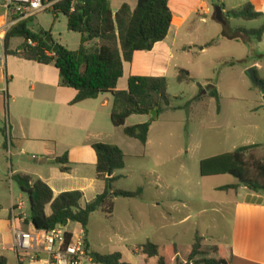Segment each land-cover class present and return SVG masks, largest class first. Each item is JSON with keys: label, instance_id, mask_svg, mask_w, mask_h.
Wrapping results in <instances>:
<instances>
[{"label": "crops", "instance_id": "0c3cea01", "mask_svg": "<svg viewBox=\"0 0 264 264\" xmlns=\"http://www.w3.org/2000/svg\"><path fill=\"white\" fill-rule=\"evenodd\" d=\"M167 2L172 20L166 38L155 44L150 51L133 54L131 62L124 64L123 75L117 82V90H127V81L130 77H162L167 82L169 77L177 80L179 71L184 70L189 73L191 80L195 79L197 76L191 72L189 66L196 62V58L208 52L209 55L217 53V49L225 42L240 43L243 48L238 58L242 61L243 68H253L258 78L264 81V38L260 42L247 36H243L240 40H227L221 37L222 30L219 28L215 31L217 32L215 38L205 39L203 46L199 48V53L195 54L192 48L196 44L192 42L195 41L194 38L199 30L198 25L200 23L208 25L210 17L215 21L214 1L167 0ZM217 2V5L222 7L224 19L229 25L231 18L226 17L227 12L240 10L246 0H239L235 6L229 5L226 0H217ZM248 2L253 10L261 13L262 16L251 21L241 19L247 25L255 27L243 26L232 29H255L264 24V0H248ZM109 3L112 13L115 14L123 4H127L133 10L137 0H109ZM2 14L1 11L0 31L5 20ZM59 16L63 15H57L56 20ZM210 28L213 29L212 26ZM0 36V45L4 52L5 34L1 33ZM215 39L217 40L214 45L207 46ZM21 41L23 42L22 39ZM62 46L67 48L66 45ZM16 59L24 63L19 70L8 69L7 60L3 57L0 64V94H3L5 101L9 100L12 103V106L9 103L8 118L5 119V136L3 129L0 135V257L6 259V264H43L41 260L46 259L45 254L42 253L38 255V261H32L28 257L20 258L13 247L12 223L24 232L37 231L31 223H28L30 216L28 199L12 181V176L20 173L31 176L34 180H40L51 189L54 197L61 193L77 191L82 194L83 203L90 202L104 190V183L96 179V156L92 149V145L96 143L115 145L124 154L125 167L117 172L123 178L114 183L116 190L135 191L125 187V182L137 179L141 172L137 173V169L130 167L129 158L148 160L150 165L148 172L156 175L157 178L154 182L146 183V186L154 192L150 201L145 198L147 190L145 187L142 189V196L138 199L115 200L110 218V231L105 227L90 231V221L85 231L78 223L66 224L65 229L69 233L74 236L78 234L84 236L88 253L100 255L120 253L121 262L126 264H157V259L143 255L138 249L139 246L146 242L160 247L177 246L176 236L182 231L181 226H186L188 228L185 235L190 239L186 247L192 246L195 236L199 235L204 237L207 243L210 242L211 248L220 246L223 257L230 264H264V193H254L245 187L220 190L222 187L237 183L233 177H226L228 175L209 177V180L206 178L211 183L209 191L205 196H200L196 219L193 223H189L190 216L180 217L182 202L180 177L174 176L171 181H167L160 174V169L167 164L176 170V163L174 153L169 152L166 155V148L159 141L160 138L151 137L159 120L151 124L147 142L142 145L139 141L125 136L123 128L111 124L110 113L113 102L111 94H100L95 99L70 105L76 92L60 86L58 71L55 67V72L52 70L53 64L39 65L17 57ZM3 61H5L4 65ZM213 64L210 62L207 66L213 67ZM27 91L34 96H28ZM215 91L219 96V89ZM202 95L191 101L190 109L202 104L204 98ZM171 111L176 110H165V112ZM31 112L34 118L40 119L39 123L31 121ZM149 121L148 116L136 113L126 119L125 126ZM243 128L248 131L240 137L243 141L233 143L229 153L240 147L258 145L260 147L254 152L264 159V126L246 125ZM5 156L14 159V164L10 163L7 168L4 163ZM65 156L67 160L64 159L61 164L55 163L56 159H63ZM60 168H66L67 171L63 172ZM180 168L181 165H178V171ZM13 183L16 186H13ZM139 186L137 185V188H140ZM19 202L25 205L22 211L15 208ZM120 208H124V211H120ZM150 208L158 211L148 210ZM207 208L225 222L226 229L225 232L221 231V236L217 223L220 220L214 222L212 220L214 217L207 218L205 215ZM45 213L50 215L49 206L45 208ZM212 223H216L218 228L211 225ZM214 229L217 232L212 235L209 231ZM37 235L40 236V233L38 232ZM215 235L219 236L217 240ZM211 236H215V241ZM80 264L93 263L83 260ZM172 264H186V262L178 252Z\"/></svg>", "mask_w": 264, "mask_h": 264}, {"label": "trees", "instance_id": "16d2710c", "mask_svg": "<svg viewBox=\"0 0 264 264\" xmlns=\"http://www.w3.org/2000/svg\"><path fill=\"white\" fill-rule=\"evenodd\" d=\"M50 1V0H47ZM54 22L57 15L67 20V30L80 35L77 50L71 51L58 44L54 52V44L45 40L51 30L43 31L44 35L35 32L28 25L33 17L11 26L3 39L4 54L13 55L24 61H32L39 65L53 64L58 71L60 86L76 92L70 105L84 100L95 99L100 94L112 95L110 121L114 127L123 128L125 136L147 142L149 128L165 110L180 109L172 107L173 98L167 92V82L162 77H130L127 90H117V82L123 75L124 64L131 62L136 52L150 51L155 44L162 42L169 31L172 14L167 0H137L136 7L131 10L123 4L113 14L109 0H60L53 5ZM262 14L255 12L246 0L240 10L229 11L226 17L255 20ZM221 36L227 40H240L243 36L254 38L260 42L264 38V24L255 29H230L225 27ZM22 39V44L15 52L8 50L11 39ZM211 41L207 46H212ZM257 79L261 81L256 75ZM178 82H191L189 73L179 71ZM211 97L217 98L215 89L209 91ZM157 109V116L149 122L134 126H125L128 117L138 112H151ZM5 136V129H3ZM260 146L252 145L236 149L231 153L206 158L199 163V174L203 178L228 175L237 183L225 186L220 190H234L245 187L254 193H264V159L254 152ZM96 156V179L104 183V190L90 202H82L80 192H65L54 197L51 189L41 182L25 174H15L12 181L27 197L30 208L29 222L37 231H48L56 225L66 226L68 222L78 223L85 231L89 218L100 212L111 218L117 198L138 199L142 189L122 191L114 188V183L123 176L117 174L125 167L124 154L115 145L96 143L92 145ZM66 156L55 160L61 164ZM67 160V159H66ZM67 171L66 168H60ZM50 207V215L45 208ZM202 238L195 237L190 247L181 251L176 245L160 247L151 242L139 246V251L148 258H156L157 264H172L179 252L185 262L190 264H230L223 257L220 246L211 250V258L194 260L200 255ZM84 249L93 264H126L121 262V254L100 255L88 253L84 240ZM0 264L6 259L0 257Z\"/></svg>", "mask_w": 264, "mask_h": 264}, {"label": "rangeland", "instance_id": "374dc122", "mask_svg": "<svg viewBox=\"0 0 264 264\" xmlns=\"http://www.w3.org/2000/svg\"><path fill=\"white\" fill-rule=\"evenodd\" d=\"M58 1L60 0L47 1L48 7L33 17V23L35 26L41 27L44 31L51 30V36L55 43L66 45L69 50L75 51L80 44V35L67 31L65 17L59 16L55 22L53 21V5ZM213 1L215 6H218L217 0ZM226 2L229 5L235 6L239 0H226ZM230 18V24L227 25L228 23L226 22V26L216 22V20L212 21L211 17L209 18L208 25L200 23L198 25L199 30L194 38L195 41L192 42L196 44L192 48L193 53H199V48L203 46L202 43L205 39L209 37L215 38L217 34L215 32L216 29L219 30L220 28L223 31L225 27L230 29L243 26L255 27L247 25L241 19ZM210 26L213 27L212 30ZM21 42L19 38L11 40L8 50L15 52ZM241 48L243 47L240 43L225 42L217 49V53L209 55L208 52L200 58H196V62L192 66H189L191 72L197 76L191 82H178L174 77L167 78L168 94L173 98L172 105L180 109L161 113L158 117L159 123L154 128V131H152L151 137L160 138L159 141L166 148V155L169 152L174 153L176 170L170 168L167 164L160 169V174L167 181H171L174 176L176 178L180 177L182 188L180 217L190 216L189 223L195 221V215L199 211L198 203L200 196H205L211 184L208 181L209 177L207 180L199 174L200 161L209 157L229 153L233 143H241L243 141L240 137L248 132L243 128L244 126H264V98H262L264 93L250 80L248 74L249 69L243 68L244 65L238 58L241 55ZM0 56L4 60H7L8 69L19 70L24 66V63L18 61L13 55L4 57L5 54L1 45ZM210 62L214 63L213 67L207 66ZM4 63L5 61H3V65ZM52 70L55 72L54 66H52ZM212 88L215 90L219 89V96L217 98L210 96L209 91ZM203 91H206V93L203 94ZM27 93L28 96H34L29 91ZM201 95L204 97L202 104L190 109L189 105L191 101L201 97ZM9 103L12 106L11 101H5L1 93L0 135L2 129L5 128V119L7 120L8 118ZM31 103L34 104L33 101ZM30 119L36 123L40 122L38 117H33V112H31ZM210 126L212 127L210 128ZM148 162V160L142 161L140 158H129L128 163L130 167L137 169V173L139 171L141 175L137 179H130L125 182V187L132 190H136L137 185H140L139 187L141 189L145 187L147 189L145 198L150 201L154 192L146 186V183L156 181L157 177L156 175H152L151 172H148L150 167ZM4 163L7 168V165L9 167L10 163L14 164V159L5 156ZM178 165H181L180 171H178ZM7 174L8 171L6 169L5 175L7 176ZM226 177L232 178L231 176ZM13 186L16 185L14 184ZM207 209V214H205L207 218L214 217L212 219L214 222L217 219L220 220L217 221L220 228H218L216 223H212L211 225H214V227L217 226L219 236H221V231L225 232L226 229L224 226L225 222L223 219L217 218V215L212 213L210 208ZM148 210L158 211V209L152 208ZM120 211H124V208H120ZM89 221L90 231H94L100 227H105L108 231L111 230L110 218H107L100 212L93 213ZM181 228L182 231H179L176 236V243L182 251L190 243V239L185 235L188 227L181 226ZM209 232L214 235L217 230L214 229ZM215 236H217V240L219 236ZM215 236H211L213 240ZM199 237L202 238L200 246L201 254L197 255L194 260L211 258L212 248L209 246L210 242L207 243L204 237Z\"/></svg>", "mask_w": 264, "mask_h": 264}, {"label": "built area", "instance_id": "2783aa9c", "mask_svg": "<svg viewBox=\"0 0 264 264\" xmlns=\"http://www.w3.org/2000/svg\"><path fill=\"white\" fill-rule=\"evenodd\" d=\"M47 7V0H0V10L5 19L0 34H5L11 26L34 17ZM15 208L22 211L25 205L19 202ZM11 227L13 247L20 258L28 257L32 261H38L37 257L42 253L46 256V259L41 260L43 264H80L83 260L91 261L84 249V236L72 235L63 225H56L51 230L35 233L21 231L15 227L14 223ZM38 232L40 236L37 235Z\"/></svg>", "mask_w": 264, "mask_h": 264}, {"label": "water", "instance_id": "95a60500", "mask_svg": "<svg viewBox=\"0 0 264 264\" xmlns=\"http://www.w3.org/2000/svg\"><path fill=\"white\" fill-rule=\"evenodd\" d=\"M213 13H214V18H215L216 22L226 26L227 23H226L224 16H223L222 7L221 6H213ZM28 26L30 28H33V30L35 32H39L40 35H44V32L39 31V28L37 26H35L33 22H30ZM45 40L48 44H54V47H53L54 52L58 49V44L53 41L51 34H47L45 36ZM248 74H249V77H250V80L252 81V83L255 84L256 86H258L261 89L262 93H264V83H261L257 79L255 71L253 68H250L248 70ZM209 88H211V87H209ZM205 93H206V91H203V94H205ZM137 114L148 116L150 118V120H153L157 116V109H154L151 112H147V111L138 112ZM35 231H37V230L35 229ZM186 264H190V263L187 262Z\"/></svg>", "mask_w": 264, "mask_h": 264}]
</instances>
